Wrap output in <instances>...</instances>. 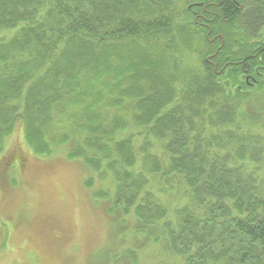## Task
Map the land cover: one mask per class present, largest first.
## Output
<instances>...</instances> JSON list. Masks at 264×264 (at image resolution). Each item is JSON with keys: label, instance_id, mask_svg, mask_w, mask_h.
<instances>
[{"label": "trees", "instance_id": "16d2710c", "mask_svg": "<svg viewBox=\"0 0 264 264\" xmlns=\"http://www.w3.org/2000/svg\"><path fill=\"white\" fill-rule=\"evenodd\" d=\"M193 1L0 0V157L62 145L181 264H264V0Z\"/></svg>", "mask_w": 264, "mask_h": 264}, {"label": "rangeland", "instance_id": "374dc122", "mask_svg": "<svg viewBox=\"0 0 264 264\" xmlns=\"http://www.w3.org/2000/svg\"><path fill=\"white\" fill-rule=\"evenodd\" d=\"M192 1L177 0L179 20L188 28L187 11L202 4ZM260 36L264 41V30ZM15 141L24 144L23 133L8 138L0 157V264H103L106 253L116 258L111 264H181L162 244L136 230L134 217L117 223L108 215L107 201L95 200L85 186L79 162L67 159L69 148L57 145L55 155L44 158L26 150L21 160L15 151L19 155L20 147L9 144ZM182 193L168 197L171 215L188 203Z\"/></svg>", "mask_w": 264, "mask_h": 264}]
</instances>
